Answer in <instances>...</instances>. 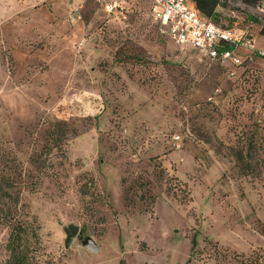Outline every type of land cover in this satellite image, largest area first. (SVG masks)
<instances>
[{
  "label": "rangeland",
  "instance_id": "374dc122",
  "mask_svg": "<svg viewBox=\"0 0 264 264\" xmlns=\"http://www.w3.org/2000/svg\"><path fill=\"white\" fill-rule=\"evenodd\" d=\"M126 8L115 19L91 0L77 19L65 0H0V193L19 195L0 209L36 218L31 264L264 251V0L221 1L211 18L251 44L238 67L162 38L150 0ZM55 121L75 129L57 147L45 138ZM8 233L0 224V264Z\"/></svg>",
  "mask_w": 264,
  "mask_h": 264
},
{
  "label": "built area",
  "instance_id": "2783aa9c",
  "mask_svg": "<svg viewBox=\"0 0 264 264\" xmlns=\"http://www.w3.org/2000/svg\"><path fill=\"white\" fill-rule=\"evenodd\" d=\"M34 1V0H29ZM71 9V18L80 19L85 3L91 0H65ZM106 16L125 18L127 0H92ZM153 4V19L158 34L178 46H188L201 54L210 63L234 66L241 64L237 55L239 49L253 54L250 43L241 41L233 30L216 25L200 15L194 4L188 0H150ZM192 3V4H191ZM233 74V73H231ZM176 141L179 137L174 138ZM174 140V141H175ZM179 148V142H175Z\"/></svg>",
  "mask_w": 264,
  "mask_h": 264
},
{
  "label": "trees",
  "instance_id": "16d2710c",
  "mask_svg": "<svg viewBox=\"0 0 264 264\" xmlns=\"http://www.w3.org/2000/svg\"><path fill=\"white\" fill-rule=\"evenodd\" d=\"M194 4L196 10L200 15L208 20L216 16V9L220 6L221 1L227 0H191ZM232 1H242L247 5H255L261 0H232ZM212 21V20H211ZM156 24V23H155ZM157 25V24H156ZM196 51V50H195ZM198 52V51H196ZM249 57V56H248ZM248 57L246 58L247 60ZM242 60V66L245 60ZM209 62V61H207ZM209 64H219L210 63ZM237 66V67H238ZM234 74V73H233ZM75 129L65 121H55L49 124V128L45 132V138L48 145L51 143L55 147L57 144L62 145L68 136L73 135ZM57 143V144H56ZM236 158L239 163H244V157L241 153H236ZM245 163L242 168L247 167ZM1 194V193H0ZM0 195V198L4 200L10 199L12 201H18L19 195L5 192ZM21 211L12 208L11 206L7 209H0V224L6 225L9 228V233L5 245V249L9 254L8 264H31L32 256L30 255V246L28 245V238L34 239V242L38 241L37 235V223L36 218H32L31 221L23 219L20 217ZM221 256V255H220ZM223 258H228L229 264H264V251L256 250L252 251L250 254H233L231 257L222 255Z\"/></svg>",
  "mask_w": 264,
  "mask_h": 264
},
{
  "label": "water",
  "instance_id": "95a60500",
  "mask_svg": "<svg viewBox=\"0 0 264 264\" xmlns=\"http://www.w3.org/2000/svg\"><path fill=\"white\" fill-rule=\"evenodd\" d=\"M63 230L66 235L64 240V248L69 249L79 233V227L70 224L66 226ZM81 244L86 250H88L92 254H97L99 252V246L90 237L84 238Z\"/></svg>",
  "mask_w": 264,
  "mask_h": 264
},
{
  "label": "crops",
  "instance_id": "0c3cea01",
  "mask_svg": "<svg viewBox=\"0 0 264 264\" xmlns=\"http://www.w3.org/2000/svg\"><path fill=\"white\" fill-rule=\"evenodd\" d=\"M44 0H42V2H43Z\"/></svg>",
  "mask_w": 264,
  "mask_h": 264
}]
</instances>
